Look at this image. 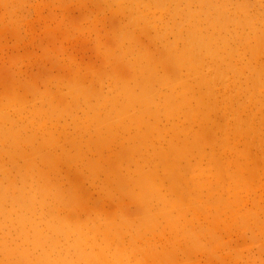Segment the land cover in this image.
<instances>
[{"label":"clouds","instance_id":"obj_1","mask_svg":"<svg viewBox=\"0 0 264 264\" xmlns=\"http://www.w3.org/2000/svg\"><path fill=\"white\" fill-rule=\"evenodd\" d=\"M0 264H264V0H0Z\"/></svg>","mask_w":264,"mask_h":264}]
</instances>
